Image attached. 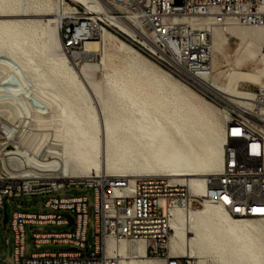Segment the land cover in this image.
<instances>
[{"label":"bare ground","instance_id":"bare-ground-1","mask_svg":"<svg viewBox=\"0 0 264 264\" xmlns=\"http://www.w3.org/2000/svg\"><path fill=\"white\" fill-rule=\"evenodd\" d=\"M75 7H84L85 13ZM115 15L104 0H0V171L9 177L61 179H85L91 173L129 180L166 175L202 197L205 180L221 173L225 144V125L212 118L210 108L127 42H115L108 30L84 41L83 52L61 50L66 20H100L152 50L128 19ZM234 25L212 29L222 58L230 41L215 28H228L240 44L236 68L212 78L210 90L241 112L252 104L254 92L240 89V83L259 87L262 82V31L229 28ZM107 45L122 65L103 77L104 55L100 64L75 62L93 58ZM244 65L253 68L240 69ZM169 227L168 249L176 258L196 264H264L261 221L235 218L203 200L199 208L174 210ZM145 248L142 240L106 242V251L119 256V264H163L146 256Z\"/></svg>","mask_w":264,"mask_h":264},{"label":"built area","instance_id":"built-area-1","mask_svg":"<svg viewBox=\"0 0 264 264\" xmlns=\"http://www.w3.org/2000/svg\"><path fill=\"white\" fill-rule=\"evenodd\" d=\"M104 2L117 12V19L125 17L147 37L152 50L129 42L100 20H66L60 29L62 52H82L84 41L97 39L101 31L108 30L206 101L219 104L222 102L210 90L214 65L212 29L230 24L259 27L262 31L261 85L254 92L250 107L235 112L226 106L228 119L224 122L222 170L219 175L205 180L202 197H196L186 186L166 175L129 180L91 173L85 179H61L9 177L0 171V214L6 211L7 200L34 196H46L43 207L52 211H12L13 262L119 264V256L106 251V242L126 239L144 241L145 255L163 260L164 264H196L190 258L169 255L172 235L169 218L174 210H193L206 200L235 218L255 219L264 225V0ZM75 9L85 13L81 7ZM72 187L91 190V199L89 193L77 197L54 196ZM89 217L94 238L92 250L87 249L85 242ZM25 225L73 226L70 232L33 233L35 246L52 243L71 247L60 252H31L25 256Z\"/></svg>","mask_w":264,"mask_h":264},{"label":"rangeland","instance_id":"rangeland-1","mask_svg":"<svg viewBox=\"0 0 264 264\" xmlns=\"http://www.w3.org/2000/svg\"><path fill=\"white\" fill-rule=\"evenodd\" d=\"M70 5L74 8L75 4L70 2ZM81 8L85 10L84 7H81ZM79 14L81 13L79 12ZM65 23L66 22L64 21V24ZM229 28H234V30L239 31V30L244 29L245 27H240V26L238 27L234 25L233 27H229ZM216 29H218V32L221 33L223 38H226L227 40L230 41V47L226 52L227 55L225 56V59L222 58V55L219 52L220 41L218 38L212 36L213 49H214L213 78L220 77L223 71L236 68L234 65V59L236 57L235 51L239 47V44H240L239 39L232 37L228 33V30H229L228 28L226 30H222L221 28H215V30ZM114 36L116 38L115 42H117V40H121L116 35ZM127 44L131 45L128 42ZM132 48L136 50L135 47L132 46ZM76 52H79V51H76ZM73 53L75 52H72L71 54ZM103 55H104V65L105 66L104 68H102V65H101V68H100V74L103 77L104 72H111L113 68L120 67L122 65L121 59L113 51V46L107 45L104 51L95 52V56L93 58H89V59L80 58V59H77L76 61L74 58H71V60L77 62L78 64H82L85 61H88L92 64H100ZM150 61L156 67L160 68L158 64H156L152 60ZM259 65H260L259 63L256 64V66H259ZM252 68L253 67L249 65H244L240 67V69L245 70V71L252 70ZM171 78L175 80L176 82H178L179 84H181L190 93L197 96V98H199L201 102H203L205 105H207L210 108L212 116H213L212 118L217 120L221 124H224L225 115L227 111H226V106L223 103L219 102V104H213L209 101H206L199 94H197L196 92L188 88L184 83L174 79L173 77ZM239 88L243 90H248L251 92H255L257 89L255 85H250L248 83H240ZM8 122L10 124H13L12 119H8ZM88 193L90 194V199H91V190L84 189V188L77 189V188L72 187L70 189L63 190L59 193H56L54 194V196L56 197L58 196L77 197L81 195H86ZM45 199H46V196H34V197L13 198V199H9L6 201V215H7L6 223H4V220H3V213L0 214V263L1 264H14L13 262V233L10 228V219H11L12 211L16 210V211H20L24 213H37V212L52 213V211L45 209L43 207V202ZM61 214H66V213L61 212ZM90 222H91V217H89L88 219V227L86 229V234H85V242H86V246L88 250H92L94 246V238H93V233H92V228L90 226ZM72 230H73V226L68 227V226H62V225H25L24 226V255L29 256L31 252H51L53 253V252H60V251L68 250L71 247L70 245H59V244L50 243V244H42L39 246H35L33 244V233H63V232H70ZM168 252H169V249H168ZM169 255L171 257H174L170 254V252H169ZM150 258L153 260H157L164 264L163 260H159L158 258H154V257H150ZM180 258H184V257H180Z\"/></svg>","mask_w":264,"mask_h":264},{"label":"water","instance_id":"water-1","mask_svg":"<svg viewBox=\"0 0 264 264\" xmlns=\"http://www.w3.org/2000/svg\"><path fill=\"white\" fill-rule=\"evenodd\" d=\"M3 220H4V223H6L7 222V215H6V211L4 210V212H3ZM72 224V219L70 218L69 219V225H71ZM70 250H74L73 248H71Z\"/></svg>","mask_w":264,"mask_h":264}]
</instances>
